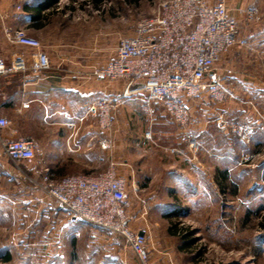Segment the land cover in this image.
<instances>
[{"label":"rangeland","instance_id":"obj_1","mask_svg":"<svg viewBox=\"0 0 264 264\" xmlns=\"http://www.w3.org/2000/svg\"><path fill=\"white\" fill-rule=\"evenodd\" d=\"M22 1L0 3L19 8ZM162 1L102 0L96 5L92 0H61L59 7L67 17L60 20L56 16L50 22L65 26L67 38L83 36L91 46L101 47L103 61L108 63L117 42L129 37L139 21L154 15ZM250 4L243 14L244 28L264 23V4ZM249 10L254 11L252 19L246 18ZM239 38L245 41V47L247 38L241 34L240 25ZM237 47L241 48H233ZM223 55L218 68L230 69L232 77L243 70L264 80V62L233 64L222 60ZM134 86L139 88L140 84ZM231 87L235 100L216 102L206 95L191 100L185 134L196 136V154L186 144L177 148L176 138H165V122L177 138L182 134L165 118L162 105L157 104L161 108L151 119L144 113L137 114L135 105L125 108L118 138L121 147L116 149L120 162L113 168L116 176L138 189L136 194L127 195L129 229L145 233L150 264H162L163 258H167L165 264H264V97L255 101L250 93L245 95L239 87ZM219 115L235 126L250 127V134L241 141L231 129L222 130L217 123ZM165 148H176L179 159L166 154ZM0 156H5L1 147ZM1 162L0 264H138L118 238L95 242L90 253L68 244V240L64 245L41 240L34 232L33 212L24 211V206L35 207L38 201L25 195L20 186L26 181L14 175L15 170L25 169L6 160ZM63 167V177L93 176L109 170L107 163L91 169L74 163ZM166 169L175 175L165 176ZM34 177L27 181L32 186L38 180ZM173 226L178 235L169 233ZM21 233L26 236L21 237ZM188 240L191 244L182 251ZM7 255L9 260L5 262Z\"/></svg>","mask_w":264,"mask_h":264},{"label":"built area","instance_id":"obj_2","mask_svg":"<svg viewBox=\"0 0 264 264\" xmlns=\"http://www.w3.org/2000/svg\"><path fill=\"white\" fill-rule=\"evenodd\" d=\"M249 10L246 18L252 19ZM3 35L9 44L29 48L35 53L31 69L35 72L50 67L49 59L41 50V43L23 29L3 27ZM239 38V25L228 12L223 0H164L157 12L139 21L132 34L120 39L114 49V57L95 73L99 80L123 81L127 86L140 84L147 106L156 103L181 131V140L191 153L196 154L199 145L194 135H186L190 121L187 102L202 95L216 102L237 97L231 87L232 71L218 68L221 56L235 46L243 47ZM24 67L19 59L9 65L0 58V79ZM119 99L103 97L93 101L85 111V117L96 119L101 130L112 127L113 114ZM222 130L231 129L239 140L250 134V127L235 126L222 115L217 118ZM8 121L0 116V147L4 155L15 165L31 164L36 145L31 140L12 139L4 130ZM69 127L72 124L68 125ZM150 138V133H145ZM74 139L69 137L67 145ZM90 146L107 153L113 148L110 137H95ZM99 161H103L101 155ZM38 179L35 187L41 190L51 206L64 213L69 223H82L109 237L120 239L134 255L138 264H150V253L145 233L129 229L127 215V185L116 176L113 165L97 175L65 176L56 179L49 168L31 169Z\"/></svg>","mask_w":264,"mask_h":264},{"label":"crops","instance_id":"obj_3","mask_svg":"<svg viewBox=\"0 0 264 264\" xmlns=\"http://www.w3.org/2000/svg\"><path fill=\"white\" fill-rule=\"evenodd\" d=\"M223 2L229 15L240 25V32L246 36L247 45L230 49L223 55L222 60L233 64L234 61L245 63L246 60L256 65L264 62V23L253 28L242 26L244 11L250 3L264 4V0ZM45 3L46 0H23L19 8L16 5L5 7L0 3V58L7 65L19 59L24 64L22 69L0 79V116L9 123L8 128L3 131L4 134L12 139L31 140L36 145L35 163L33 159L31 164H19L26 173L16 170L14 173L24 183L26 181L20 186L25 195L38 201L35 207L24 206L25 212H33V226H36L33 227L34 232L39 233L41 240L61 244L68 240V244L80 246L90 253L95 242L102 243L110 237L82 223H69L66 215L51 206L43 192L35 187V183L32 186V183L27 182L34 177L31 169L49 168L57 178L55 174H64L63 165L67 163L79 164L89 169L94 165L107 163L116 168L120 162L116 158V149L121 147L118 142L120 122L126 106L135 105L137 114L144 113L150 119L160 106L154 103L147 106L144 95L134 85L127 86L120 80L107 82L97 79L95 73L107 64L102 58L104 50L91 46V43L85 42L83 36L78 39L67 38L65 26H54L50 22L56 16L60 20L67 17L59 7L61 0L47 8ZM39 7H45L39 15L31 11L32 8ZM3 27L23 29L29 36L37 39L42 45L41 50L49 59L50 67L40 72L33 71L31 64L35 52L26 47L9 44L3 35ZM248 72L243 73L241 70L240 73H233L231 86L239 87V91L245 95L250 93L257 101L264 97V80ZM103 97L117 98L120 102L113 114L112 127L108 130H101L95 118L84 116L88 105ZM187 103L190 108L192 101ZM164 112L165 118L174 124L166 111ZM69 124L72 126L69 127ZM69 137L74 140L67 145ZM95 137H110L114 142L113 149L101 154L97 146H90ZM169 137L176 138L177 148L185 144L177 138L178 135L169 131L165 122V138ZM165 152L176 159L181 155L176 148H165ZM99 155L103 157V161L98 160ZM4 157L0 156V162L6 160L13 164ZM14 166L16 167L15 164ZM166 175L170 177L175 174L166 169ZM136 190L138 189L134 184L128 183L127 195L136 194ZM138 231L144 233L143 230ZM20 236L25 237L26 233H21ZM166 260L167 258H163L162 264Z\"/></svg>","mask_w":264,"mask_h":264},{"label":"trees","instance_id":"obj_4","mask_svg":"<svg viewBox=\"0 0 264 264\" xmlns=\"http://www.w3.org/2000/svg\"><path fill=\"white\" fill-rule=\"evenodd\" d=\"M130 1V0H129ZM57 2V0H46V8H47V6L49 7V6H51V5H53V4H55ZM92 2L93 3H95L96 5L97 4H100L101 2H102V0H92ZM45 7L43 8H41V7H39V9H31V11L32 12H34V13H36L37 15H39V13H40V11L42 10V9H45ZM25 9H27V7L25 6ZM228 136H230L231 138H233V139H235V135L234 134H229L228 133ZM56 176H57V178H61V177H63L64 176V174H59V173H57V174H55ZM56 178V179H57ZM169 233L171 234V235H178L179 234V231L177 230V228L175 227V226H173V227H171L170 229H169ZM191 240H188V241H185L184 243H185V245L181 248L182 249V251H185V248H187L190 244H191ZM5 262H7L8 260H9V256L7 255L6 257H5Z\"/></svg>","mask_w":264,"mask_h":264}]
</instances>
